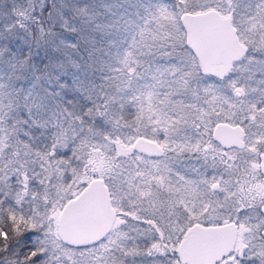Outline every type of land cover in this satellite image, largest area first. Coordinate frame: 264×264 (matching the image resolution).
I'll list each match as a JSON object with an SVG mask.
<instances>
[{
    "label": "snow or ice",
    "instance_id": "obj_1",
    "mask_svg": "<svg viewBox=\"0 0 264 264\" xmlns=\"http://www.w3.org/2000/svg\"><path fill=\"white\" fill-rule=\"evenodd\" d=\"M0 264H264V0H0Z\"/></svg>",
    "mask_w": 264,
    "mask_h": 264
}]
</instances>
